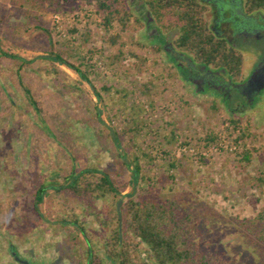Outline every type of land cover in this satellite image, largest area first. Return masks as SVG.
<instances>
[{
	"label": "rangeland",
	"instance_id": "1",
	"mask_svg": "<svg viewBox=\"0 0 264 264\" xmlns=\"http://www.w3.org/2000/svg\"><path fill=\"white\" fill-rule=\"evenodd\" d=\"M143 2L126 0L141 26L131 18L122 29L116 21L105 25L82 0L57 8L0 0V49L32 60L16 74V63L0 58V264L10 260L9 248L28 262L88 264L85 236L59 221L74 215L92 241L106 240L139 199L176 201L180 216L193 217L191 236L223 264H261L251 243L264 248L253 223L264 208V185L256 184L264 181V96L231 113L210 93L193 91L148 37L157 30L171 45L178 30L147 24ZM55 15L64 18L61 26ZM52 52L85 78L48 59ZM87 168L108 172L125 188L116 197L53 195L48 186H67L70 174Z\"/></svg>",
	"mask_w": 264,
	"mask_h": 264
},
{
	"label": "trees",
	"instance_id": "2",
	"mask_svg": "<svg viewBox=\"0 0 264 264\" xmlns=\"http://www.w3.org/2000/svg\"><path fill=\"white\" fill-rule=\"evenodd\" d=\"M15 1V0H14ZM30 2L32 0H22ZM48 7H60L65 0H42ZM86 5L93 4L98 14L102 16L105 25L118 22L122 29H127L132 17L126 5V0H82ZM255 1V0H253ZM145 16L143 20L151 22L155 20L161 29H177V38L172 42V49L178 52L179 57L186 58L194 63L212 66L227 73L239 74L241 71V56L228 47L224 42L214 38L205 27L203 9L198 0H144ZM148 16H151L149 19ZM153 18V19H152ZM162 20H165L163 22ZM133 24L141 26L136 17ZM164 48V46H160ZM159 52V48L155 47ZM0 58L15 62L18 74L22 67L32 63L20 56L9 54L0 49ZM53 62L66 66L82 79L84 74L75 66L69 64L60 55L53 53L48 56ZM186 79V77L184 78ZM93 89V88H92ZM29 103L40 112L37 103L29 94ZM94 95L100 98V94L93 89ZM232 123L236 121L232 120ZM208 138V137H207ZM209 139V138H208ZM212 140L213 138L210 137ZM118 146V145H117ZM139 175V169L132 170V179L135 183ZM70 182L67 186L51 185L53 195H60L63 191L82 199L85 197L97 198L95 193L119 195L125 188L108 172L97 168H87L78 174H70ZM68 178H66L67 180ZM258 186H263L261 178L256 179ZM46 188L41 187L35 192L34 210L39 213V205L43 201ZM94 194L93 196L91 195ZM180 208L176 201H142L141 199L129 202L128 207L122 213V228L109 227L107 239L91 240L82 222L74 215L72 220L61 219L60 224L72 225L85 236L88 243V264L97 260L96 264H223L221 259L201 249L200 244L194 239L190 231H193L194 220L190 215H179ZM40 216V214H39ZM118 220V218H117ZM253 223H258L260 229L256 233V240L264 245V208L255 217ZM103 224H105L103 222ZM121 233V235H120ZM122 236V237H120ZM253 253L261 264H264V248H259L256 243H251ZM103 252V258L97 253ZM100 257V258H99Z\"/></svg>",
	"mask_w": 264,
	"mask_h": 264
},
{
	"label": "flooded vegetation",
	"instance_id": "3",
	"mask_svg": "<svg viewBox=\"0 0 264 264\" xmlns=\"http://www.w3.org/2000/svg\"><path fill=\"white\" fill-rule=\"evenodd\" d=\"M203 9L205 27L218 41L224 42L241 56V71L231 74L205 64L194 63L179 57L154 31L149 38L164 46L167 60L185 78L186 84L197 94L208 92L231 113L242 111L258 103L264 96V87L259 92L243 94L242 89L256 73H261L264 64V0H198ZM148 24V22H147ZM153 29L148 26V30ZM176 61V62H175ZM246 65V71L243 69ZM259 97V99H258ZM6 264H53L52 262H28L9 248Z\"/></svg>",
	"mask_w": 264,
	"mask_h": 264
},
{
	"label": "water",
	"instance_id": "4",
	"mask_svg": "<svg viewBox=\"0 0 264 264\" xmlns=\"http://www.w3.org/2000/svg\"><path fill=\"white\" fill-rule=\"evenodd\" d=\"M261 73L253 75L249 80L246 86L242 89L243 94H250L259 92L264 87V64L262 67H260ZM122 204V199H120L116 204V210L118 214V220L119 223L121 221V215H120V206Z\"/></svg>",
	"mask_w": 264,
	"mask_h": 264
},
{
	"label": "built area",
	"instance_id": "5",
	"mask_svg": "<svg viewBox=\"0 0 264 264\" xmlns=\"http://www.w3.org/2000/svg\"><path fill=\"white\" fill-rule=\"evenodd\" d=\"M52 21H53V23L55 24V25H62V23H63V21H64V18L63 17H61V16H57V15H55V16H53V18H52ZM57 29H58V27H57ZM59 30V29H58Z\"/></svg>",
	"mask_w": 264,
	"mask_h": 264
},
{
	"label": "crops",
	"instance_id": "6",
	"mask_svg": "<svg viewBox=\"0 0 264 264\" xmlns=\"http://www.w3.org/2000/svg\"><path fill=\"white\" fill-rule=\"evenodd\" d=\"M112 139H113V140L115 139V137H113V134H112Z\"/></svg>",
	"mask_w": 264,
	"mask_h": 264
}]
</instances>
